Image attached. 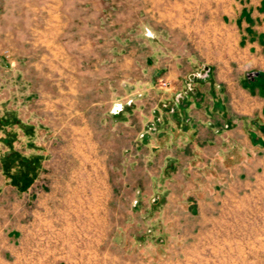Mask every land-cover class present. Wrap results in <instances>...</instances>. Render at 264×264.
Segmentation results:
<instances>
[{
    "label": "rangeland",
    "instance_id": "rangeland-1",
    "mask_svg": "<svg viewBox=\"0 0 264 264\" xmlns=\"http://www.w3.org/2000/svg\"><path fill=\"white\" fill-rule=\"evenodd\" d=\"M208 29L130 0H0V208L22 176L45 195L11 264H264V125L213 104Z\"/></svg>",
    "mask_w": 264,
    "mask_h": 264
},
{
    "label": "crops",
    "instance_id": "crops-1",
    "mask_svg": "<svg viewBox=\"0 0 264 264\" xmlns=\"http://www.w3.org/2000/svg\"><path fill=\"white\" fill-rule=\"evenodd\" d=\"M130 2L132 6L141 2L146 10L149 26L162 23L179 27H209V35L197 39L200 44L196 47L202 57H210L213 60L209 64V72L214 75L218 92L213 104L216 107L225 104L229 109L231 104L237 113L243 115L242 117L249 120L257 119L264 125V0H130ZM147 29L154 35V31L148 26ZM184 31L187 32V28ZM235 69L248 75L249 81L245 82V87L239 86L238 93L233 92L230 96V72H234ZM221 86H224L226 93H222V88L219 89ZM227 116L230 122V114ZM259 128L261 135L264 126ZM226 133H230V130ZM20 178L18 208L16 209L15 204L11 205L9 200L0 208L2 264H11L10 255L13 254L16 239L17 243L26 240L30 227L35 225L34 221L39 215V210L27 209L24 203L34 197L39 201L45 197L37 183H33L27 189L25 177ZM9 181L4 190L10 192L12 185ZM6 249L9 256L5 252Z\"/></svg>",
    "mask_w": 264,
    "mask_h": 264
},
{
    "label": "bare ground",
    "instance_id": "bare-ground-1",
    "mask_svg": "<svg viewBox=\"0 0 264 264\" xmlns=\"http://www.w3.org/2000/svg\"><path fill=\"white\" fill-rule=\"evenodd\" d=\"M263 195V194H262ZM255 211H257V210H255ZM258 212V211H257ZM254 227V226H253Z\"/></svg>",
    "mask_w": 264,
    "mask_h": 264
},
{
    "label": "trees",
    "instance_id": "trees-1",
    "mask_svg": "<svg viewBox=\"0 0 264 264\" xmlns=\"http://www.w3.org/2000/svg\"><path fill=\"white\" fill-rule=\"evenodd\" d=\"M26 179V178H25Z\"/></svg>",
    "mask_w": 264,
    "mask_h": 264
}]
</instances>
